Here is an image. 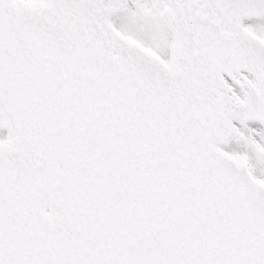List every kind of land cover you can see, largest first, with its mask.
Masks as SVG:
<instances>
[{"label": "snow or ice", "instance_id": "snow-or-ice-1", "mask_svg": "<svg viewBox=\"0 0 264 264\" xmlns=\"http://www.w3.org/2000/svg\"><path fill=\"white\" fill-rule=\"evenodd\" d=\"M0 264H264V0H0Z\"/></svg>", "mask_w": 264, "mask_h": 264}]
</instances>
